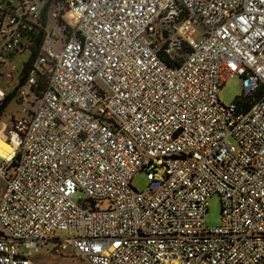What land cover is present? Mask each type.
I'll list each match as a JSON object with an SVG mask.
<instances>
[{
    "label": "built area",
    "instance_id": "1",
    "mask_svg": "<svg viewBox=\"0 0 264 264\" xmlns=\"http://www.w3.org/2000/svg\"><path fill=\"white\" fill-rule=\"evenodd\" d=\"M25 50L20 72L0 69L16 78L0 100L21 109L0 157V264L47 247L84 264H264V0H0V67ZM234 75L239 96L219 101Z\"/></svg>",
    "mask_w": 264,
    "mask_h": 264
},
{
    "label": "rangeland",
    "instance_id": "2",
    "mask_svg": "<svg viewBox=\"0 0 264 264\" xmlns=\"http://www.w3.org/2000/svg\"><path fill=\"white\" fill-rule=\"evenodd\" d=\"M31 51L25 50L23 52H15L12 55H8L6 58V65L3 64L0 69L8 68L7 64H14L16 70L20 72L25 65L30 62ZM16 78H14L15 80ZM14 80H6L4 77L0 76V89L6 93H11L14 89ZM241 92L240 89V78L234 75L232 78L228 79L218 90V100L224 103H230L236 100ZM21 110L16 104L13 96L6 103L0 113V123L6 124L7 129L0 131V143H4L5 140L9 138L8 128L10 127L11 121L10 117L17 115V112ZM6 143V142H5ZM131 185L138 191H142L147 186V179L144 172L136 173L131 179ZM3 182L0 181V194L2 190ZM83 194L77 192L74 198H82ZM100 207H106V205H101ZM205 225L208 227L216 226L220 223V202L219 197L216 194H212L207 199V207L204 216ZM65 232H57L55 236L62 237L66 236ZM34 256V261L36 264H84L76 255L72 252L66 250L59 254L51 253L49 247L39 248L32 251Z\"/></svg>",
    "mask_w": 264,
    "mask_h": 264
},
{
    "label": "bare ground",
    "instance_id": "3",
    "mask_svg": "<svg viewBox=\"0 0 264 264\" xmlns=\"http://www.w3.org/2000/svg\"><path fill=\"white\" fill-rule=\"evenodd\" d=\"M14 137L9 135V138L4 143H0V157L10 159L14 151Z\"/></svg>",
    "mask_w": 264,
    "mask_h": 264
},
{
    "label": "trees",
    "instance_id": "4",
    "mask_svg": "<svg viewBox=\"0 0 264 264\" xmlns=\"http://www.w3.org/2000/svg\"><path fill=\"white\" fill-rule=\"evenodd\" d=\"M11 99V94L5 95L1 100H0V113L3 107L6 105V103ZM16 116V115H15ZM14 116L10 117V120H13Z\"/></svg>",
    "mask_w": 264,
    "mask_h": 264
},
{
    "label": "crops",
    "instance_id": "5",
    "mask_svg": "<svg viewBox=\"0 0 264 264\" xmlns=\"http://www.w3.org/2000/svg\"><path fill=\"white\" fill-rule=\"evenodd\" d=\"M30 259L35 263L34 256L31 254ZM36 264V263H35Z\"/></svg>",
    "mask_w": 264,
    "mask_h": 264
}]
</instances>
